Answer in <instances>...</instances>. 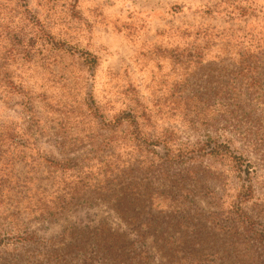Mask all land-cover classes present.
I'll list each match as a JSON object with an SVG mask.
<instances>
[{
	"label": "rangeland",
	"instance_id": "obj_1",
	"mask_svg": "<svg viewBox=\"0 0 264 264\" xmlns=\"http://www.w3.org/2000/svg\"><path fill=\"white\" fill-rule=\"evenodd\" d=\"M26 1L0 0V264H264V0ZM65 158L68 209L1 220Z\"/></svg>",
	"mask_w": 264,
	"mask_h": 264
},
{
	"label": "trees",
	"instance_id": "obj_2",
	"mask_svg": "<svg viewBox=\"0 0 264 264\" xmlns=\"http://www.w3.org/2000/svg\"><path fill=\"white\" fill-rule=\"evenodd\" d=\"M23 5H27L26 0H22ZM252 4L248 5V9H250ZM233 10L238 11V14H242L245 16L246 14H243L245 9L244 7L235 6ZM249 16V13H248ZM17 28H15L16 30ZM14 30V31H15ZM19 36L23 38V41L20 43L22 46L16 47V50H12L15 55H22L23 53L29 52L30 47V39L26 38L25 34H22V32L19 33ZM17 45V44H13ZM14 47V46H12ZM7 136L0 133V171L4 170V168L8 165L10 161L5 162L4 158L7 156V151L4 150L5 147H8V143L10 146L12 144L7 140ZM166 149V148H165ZM169 149V148H168ZM192 149V148H191ZM170 150V149H169ZM190 149H185L182 152L181 151H174L170 150L167 152V155H164L166 157V162L169 165L177 166L180 164L186 163V161H191L194 159L192 155L189 156L188 151ZM199 152L203 151V149H197ZM167 151V150H166ZM188 151V153H187ZM229 150L226 147V145L219 144L216 147L210 148V155L219 156L221 158H225L228 154ZM88 159L87 158H65L64 160H50L45 159V167L48 169H51V186L50 188L53 189V191L50 193L46 191V195H43V197L38 198L36 196H23L19 198L17 201H14L13 204H6V216L3 217L1 220L4 222H12L13 219H16L20 215L26 213L28 215H32L34 218L42 217V218H49L54 215H58L62 211L68 209L70 205H72L73 201L77 199L78 195L81 194L83 187L81 184H86L87 182L91 181L92 178H90L91 172L90 168L86 166ZM34 166L36 163L32 160ZM247 167V166H246ZM87 170L88 175H83L84 173L81 171L80 173L77 172L78 170ZM24 189V188H23ZM22 193V192H21ZM19 192V195H21ZM120 203V202H119ZM9 223H5L3 225H0V235H5L8 233ZM16 228V226H14ZM73 227H70L67 230L63 231V236H73L76 235L71 230ZM11 233V232H9ZM23 241H30L22 239ZM3 241L0 239V249L3 246ZM64 260V259H60ZM66 264V263H65Z\"/></svg>",
	"mask_w": 264,
	"mask_h": 264
}]
</instances>
